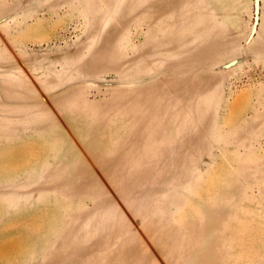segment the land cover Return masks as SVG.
Listing matches in <instances>:
<instances>
[{"label": "rangeland", "instance_id": "obj_1", "mask_svg": "<svg viewBox=\"0 0 264 264\" xmlns=\"http://www.w3.org/2000/svg\"><path fill=\"white\" fill-rule=\"evenodd\" d=\"M0 264H264V0H0Z\"/></svg>", "mask_w": 264, "mask_h": 264}]
</instances>
